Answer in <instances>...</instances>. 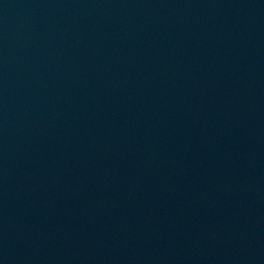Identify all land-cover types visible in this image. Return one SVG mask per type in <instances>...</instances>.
Listing matches in <instances>:
<instances>
[{
	"label": "water",
	"instance_id": "95a60500",
	"mask_svg": "<svg viewBox=\"0 0 264 264\" xmlns=\"http://www.w3.org/2000/svg\"><path fill=\"white\" fill-rule=\"evenodd\" d=\"M0 264H264V0H0Z\"/></svg>",
	"mask_w": 264,
	"mask_h": 264
}]
</instances>
